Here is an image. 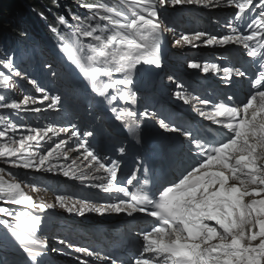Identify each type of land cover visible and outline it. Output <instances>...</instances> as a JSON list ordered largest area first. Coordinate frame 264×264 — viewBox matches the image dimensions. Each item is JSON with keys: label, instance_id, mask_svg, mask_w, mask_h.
Here are the masks:
<instances>
[{"label": "snow or ice", "instance_id": "snow-or-ice-1", "mask_svg": "<svg viewBox=\"0 0 264 264\" xmlns=\"http://www.w3.org/2000/svg\"><path fill=\"white\" fill-rule=\"evenodd\" d=\"M193 4L228 11L222 23L217 21L228 31L194 30L181 34L175 44L222 50L227 56L220 62L193 59L187 67L222 73L221 80L232 86L247 76L249 91L242 100L234 94L217 100L177 91L176 98L201 119H158L169 133L158 174L138 156V166L121 179L120 159L127 146L113 145L119 158L112 159L93 147L89 138L95 137L94 131L82 132L71 122L20 123L28 113L58 114L63 98L23 72L14 55L0 58V164L7 166H0V247L19 253L14 264H49L50 252L65 251L77 254V264H125L112 253L67 239H58L61 248H50L40 235L46 219L41 213L56 208L80 216L123 214L150 221L137 233L140 246L127 264H264V0H79L77 7L85 14L69 8L55 17L49 30L83 72L86 88L106 102L127 136L141 144L142 119L158 116L129 106L137 103L138 84H145L141 72L144 66H162L163 33L175 34L164 14ZM39 15L47 18L43 11ZM243 57L255 69L251 76L236 66ZM46 67L51 70L52 65ZM20 81L39 95L10 98ZM64 87L71 99L76 87L70 78ZM11 169L59 174L98 189L106 198L93 202L57 194L52 203L37 200L25 189L38 192L42 183ZM12 205L30 211H14Z\"/></svg>", "mask_w": 264, "mask_h": 264}, {"label": "bare ground", "instance_id": "bare-ground-1", "mask_svg": "<svg viewBox=\"0 0 264 264\" xmlns=\"http://www.w3.org/2000/svg\"><path fill=\"white\" fill-rule=\"evenodd\" d=\"M72 5L70 6L68 0H58V8H57V13L58 14H64L67 9L71 8L74 12H77L81 14L80 8L77 7L76 1H72ZM76 8V11L74 10ZM184 7L177 6L175 10H170L173 11L172 13H165L164 14V19L166 20V23L168 24V27L174 28L175 31H181L185 34H191L196 29L195 23L193 22V26L191 25V22L195 20L196 16L199 17V20H204V18H210L211 21L214 20L216 17L215 15H221L224 13H228V11H216V10H209V9H204L201 8L197 5L194 9L192 8H186L183 9ZM207 13L206 16H203V13ZM85 14V13H84ZM83 14V15H84ZM71 21V17H69ZM189 28V29H188ZM179 34H176L175 37H177ZM172 36H174L172 34ZM25 41V40H24ZM34 47V52H33V58H29L27 55H31V51L27 50L25 53V57H19L17 58L16 64L17 66L25 73L29 74L32 78H35L38 81V78L34 77L32 75V72L36 71L39 69V66L44 65L46 67V64H48L52 59L51 65L52 66H57L59 68V73L56 81L53 80V85L52 87L49 88L51 91L52 95H60L63 94L64 101L68 102L69 100L73 99V96H71V99H69V95L66 94V89L64 87V83L67 79L70 78L71 76V69H73L74 65L68 57L62 52V54L59 57L54 56L48 49L46 48H38L35 44L31 43L30 47ZM179 46V50L183 51L186 56H189L191 53L194 54V56H200L202 54V49L199 48H193L191 46H185V45H177ZM7 54V53H6ZM194 56L191 55V58H195ZM149 67V66H148ZM52 70V69H51ZM176 79L177 81L180 80V74L176 73ZM61 83V84H59ZM34 89L32 88L31 85H28L26 81H20L18 83V87L15 90L14 93H10L9 96L10 98L15 95L17 98H22L24 95V92H32ZM62 110V106H61ZM48 118V122L55 121V113H53L51 110H46L44 112ZM34 117V116H33ZM39 119V117L37 118ZM15 122V118H14ZM56 122V121H55ZM24 124H31L30 123V118L28 114L25 115V120L20 122ZM58 125H61L60 123L56 122ZM32 125V124H31ZM41 126L44 124L41 123ZM33 126V125H32ZM102 126L101 121L98 119L94 123V127H83L79 124V128L81 131H94L96 132L98 127ZM4 126L0 125V129H2ZM149 123H147L146 128L141 127V131L144 133H147L149 130ZM90 141H92L95 145L99 146L100 145V140H96L95 138H89ZM125 146H128L127 143ZM138 153L135 149H131L130 147L128 148V155L126 157V160L129 161V164L135 160L138 157ZM0 166L7 167L5 165L0 164ZM157 166L155 167V169ZM11 171L15 172L17 176L22 177V178H28V177H34L36 180L40 181L42 183V186H47L48 190H44V187H41V190L39 191L40 193L43 194V196H40L37 192L33 193L29 189H25L26 192H28L29 195H32L35 199L37 200H43L47 203H52L54 202L55 196L62 190L63 187L70 186L76 184L78 181H72L69 180L66 177H63L62 175L59 174H54V173H35L30 170H22V169H12ZM7 179V177H6ZM54 182H57L60 184L59 188H53ZM92 191H87L86 193V198H89L92 196ZM80 199V198H79ZM12 207H15V205H12ZM16 207H21L24 210L23 211H30L29 209L24 208L23 206H16ZM63 209L56 208V209H48L44 213H41L42 216H44L45 219V224L42 228L43 234L45 236H48L49 234H53L48 238L49 242H52V244H56L58 242V238H65L64 234L63 235H57L54 236L59 230H61L60 226L64 225L67 220H71L72 223H76L80 229L82 230V233L88 232L91 229V222L89 219L90 213L86 212V216H80L76 213H68L70 217L68 218H62V212ZM93 215H99L97 213L92 212ZM114 216H117L113 214ZM118 217H126L125 215L121 214ZM112 224H115L114 220L108 221V226H111ZM91 231L93 233H97L99 230L95 227H92ZM41 234V233H40ZM108 235V234H107ZM125 236L126 232L117 230L113 231L111 233V236L113 238H116L117 236ZM106 237V236H105ZM104 237V238H105ZM41 238H45L41 236ZM99 238V235L97 234H92L89 237L85 238L82 240V245L84 246H90L94 247L99 250V247L95 246L94 240H97ZM102 238V239H104ZM101 239V240H102ZM100 240V241H101ZM126 245V243H125ZM131 244L127 246V248L130 247ZM52 246V245H51ZM126 246L122 245L121 243L115 244L114 241L108 239L107 247L105 248L104 245L101 247L102 252L105 253H112L115 256L121 255L123 248ZM65 251V255H66ZM130 256V251L126 252ZM19 253H17L14 249L8 248L7 251H4V253L0 252V264H14V261L18 257ZM50 255V254H49ZM64 259V262H62ZM62 262V263H61ZM77 264V262L74 261V258L68 257V256H60V253L58 252L55 255H50L49 256V264Z\"/></svg>", "mask_w": 264, "mask_h": 264}, {"label": "trees", "instance_id": "trees-1", "mask_svg": "<svg viewBox=\"0 0 264 264\" xmlns=\"http://www.w3.org/2000/svg\"><path fill=\"white\" fill-rule=\"evenodd\" d=\"M17 1L0 0V39H2L0 45L3 46V49L0 50V58L5 55H14L15 60L19 57L26 58L27 50L32 52L27 56L33 58L34 47H30L31 43L38 48H46L54 56L59 57L62 54L60 42L49 30V24L53 23L58 15V0H23L25 4L16 5L20 11L26 12L28 5L34 6L36 10L28 12L29 20L26 19L27 17H21L13 19V23H11L8 13L13 8V2ZM72 1L79 2V0H68L70 6H73ZM74 10L76 11V8ZM42 11L45 13L46 19L39 15ZM7 30L9 31L6 33Z\"/></svg>", "mask_w": 264, "mask_h": 264}, {"label": "rangeland", "instance_id": "rangeland-1", "mask_svg": "<svg viewBox=\"0 0 264 264\" xmlns=\"http://www.w3.org/2000/svg\"><path fill=\"white\" fill-rule=\"evenodd\" d=\"M13 7L15 8V2H13ZM80 11H81V15H83L84 13H85V10H83V9H80ZM207 15V13L205 12V13H203V16H206ZM198 19L199 18H196L195 20H194V23H195V26H196V29L195 30H205V29H207L209 32H211V30L209 29V27H208V24H207V22H206V20H205V18H204V20H199V22H198ZM189 29V28H188ZM181 34H185V33H183V32H181ZM181 46V45H180ZM203 51H205L206 50V48H204L203 46H201L200 47ZM193 55V54H192ZM47 65V64H46ZM53 68H56V69H52V70H50V72H55V70L57 71V72H55V73H57V76H56V78L54 79V81H56V79H57V77H58V73H59V68L57 67V66H53ZM59 84H61V83H59ZM13 120H14V118H13ZM68 121V120H67ZM71 124H74V122L72 121L71 122ZM77 127H78V125H77ZM98 135V134H97ZM97 135H95V136H97ZM12 170V169H11ZM40 196H43V194L42 193H40L39 191L37 192ZM10 207H12V206H10ZM12 209L14 210V211H23L24 209L23 208H21V207H12ZM54 234V233H53ZM53 234H49L48 236H45L44 234H43V232H41V236H43V237H46L47 239L51 236V235H53ZM58 239H65V238H58ZM56 243H58V242H56ZM59 248H61V246H59ZM64 255H65V253L63 254V255H61L60 254V256H63L64 257Z\"/></svg>", "mask_w": 264, "mask_h": 264}]
</instances>
